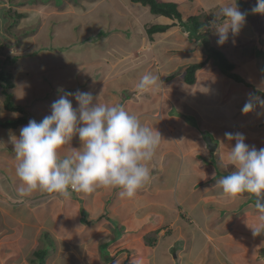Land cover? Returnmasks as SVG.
I'll list each match as a JSON object with an SVG mask.
<instances>
[{"label": "crops", "instance_id": "0c3cea01", "mask_svg": "<svg viewBox=\"0 0 264 264\" xmlns=\"http://www.w3.org/2000/svg\"><path fill=\"white\" fill-rule=\"evenodd\" d=\"M161 1L176 4L183 22L203 15L213 29L219 8L234 2ZM237 4L247 13L240 32L223 45L215 30L210 35L211 47L233 67L227 71L178 20L140 10L131 0H0V50L4 43L13 51L0 66L12 83L14 106L22 109L6 110L0 77V120L26 117L16 128L0 126V264H41L38 251H45L43 264H133L137 258L142 264H264V234L253 231L264 212L253 196L229 199L216 184L232 171L227 153L235 141L225 132L264 147V115H258L264 109L242 112L250 94L264 98L263 17L247 10L256 0ZM154 25L167 29L150 37ZM199 63L204 66L188 84L187 70ZM145 73L156 75L158 85L141 93L136 84ZM61 90L120 103L159 131L151 179L133 198L105 187L70 198L19 195L11 135L49 115ZM80 147L74 135L61 156Z\"/></svg>", "mask_w": 264, "mask_h": 264}, {"label": "clouds", "instance_id": "9594fccd", "mask_svg": "<svg viewBox=\"0 0 264 264\" xmlns=\"http://www.w3.org/2000/svg\"><path fill=\"white\" fill-rule=\"evenodd\" d=\"M253 13L264 14V0H256ZM237 0L219 8L215 27L217 44L223 45L229 35H237L246 21ZM158 77L143 74L136 88L145 93L155 90ZM62 91L51 104V111L42 120H29L11 135L18 163L15 175L21 182L20 196L34 192L58 194L70 198L73 192L92 193L99 187L119 190L121 197L133 198L151 179L148 163L152 161L161 135L130 114L120 103H100L91 92ZM75 99L77 107H73ZM264 98L250 94L242 112H252ZM2 108V105H0ZM4 115L0 111V117ZM18 114L13 113V116ZM264 115V113H258ZM78 135L81 147L73 155L62 157L61 150ZM224 137L235 141L227 153V166L232 171L216 181L229 199L255 198L256 207L264 212V147L247 144L242 133L225 132ZM253 229L254 235L264 234V215ZM133 264H142L135 259Z\"/></svg>", "mask_w": 264, "mask_h": 264}, {"label": "trees", "instance_id": "16d2710c", "mask_svg": "<svg viewBox=\"0 0 264 264\" xmlns=\"http://www.w3.org/2000/svg\"><path fill=\"white\" fill-rule=\"evenodd\" d=\"M133 3L141 4L143 6H148L150 8V11L154 15L158 16H163L167 17L170 19H176L179 21L182 26L185 27L186 29V34L187 37L190 38L191 40H194L197 43H200L202 45V48L208 55H212L217 59V63L227 71L232 70V66L227 63V60L219 51H217L215 48L211 47V43L208 40V37L206 34H204V28L207 27L209 24L206 20V18L203 15L200 16H191L189 17L185 22L182 20V15L178 11L177 5L176 4H171V3H164L161 0H131ZM263 17V23H264V14H261ZM201 18L203 20H201ZM167 28L166 27H161V26H151L147 29V32L149 36L151 37L155 33H160L162 31H165ZM204 66V63H199L196 65L191 66L186 73V78L185 81L188 84H194L195 82V74L196 72L201 69ZM0 77L2 80L3 84V94H4V102H5V108L8 111L12 112H22V109L20 107H15L14 103L12 101V96L10 92L8 91L12 89V83L10 81V78L7 76V74L4 72V68L0 66ZM26 122V117L19 118L18 120L14 122H9V121H3L0 120V126L8 127V128H16L19 125L25 124ZM37 259L43 264L44 261V256H45V251H38L35 255Z\"/></svg>", "mask_w": 264, "mask_h": 264}, {"label": "rangeland", "instance_id": "374dc122", "mask_svg": "<svg viewBox=\"0 0 264 264\" xmlns=\"http://www.w3.org/2000/svg\"><path fill=\"white\" fill-rule=\"evenodd\" d=\"M63 3V0H54V3L57 5V4H60V3ZM141 6H143V5H141V4H138V9H143ZM147 8H148V6H146ZM254 6L252 5V4H248V6H247V10H249V11H251V9L253 8ZM146 10V9H145ZM148 12H150L149 11V9H148ZM10 17H11V21L13 22L14 20H15V18L13 17V12L10 14ZM214 17V16H213ZM216 19V18H215ZM201 20H203L202 18H201ZM208 22V24H209V21H207ZM15 23H17V20H16V22ZM215 23H216V25H217V23H219V22H217V20L215 21ZM215 25V26H216ZM12 27H13V25H12ZM213 25H211V24H209L207 27H205L204 28V34H206V36L208 37V40H209V42H211V37H210V35H212V32H213ZM9 38H11L10 36H9ZM9 38H8V40H9ZM8 46H10V45H5L4 43H2V46H1V50H0V60L2 61V65L4 66V67H6V65H5V58H11V56H13L12 54H13V51H12V48H9V50H6L5 51V48H8ZM7 52V53H6ZM3 54V55H2ZM221 55H223L222 53H221ZM211 58H213L214 56H212L211 54L209 55ZM224 56V55H223ZM225 57V56H224ZM13 58V57H12ZM214 59H215V61L217 62V59L214 57ZM228 63V62H227ZM9 64V63H8ZM229 64V63H228ZM230 65V64H229ZM219 66V65H218ZM9 67H7V69H8ZM9 70V69H8ZM145 105H140V107H144ZM25 110V109H24ZM0 191H1V188H0ZM7 192L6 190H5V186H4V189H3V192ZM4 212H2V214H0L1 216H4ZM0 219H1V217H0ZM2 249H0V251H1Z\"/></svg>", "mask_w": 264, "mask_h": 264}, {"label": "water", "instance_id": "95a60500", "mask_svg": "<svg viewBox=\"0 0 264 264\" xmlns=\"http://www.w3.org/2000/svg\"><path fill=\"white\" fill-rule=\"evenodd\" d=\"M209 144H210V141H209Z\"/></svg>", "mask_w": 264, "mask_h": 264}]
</instances>
